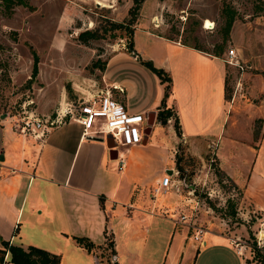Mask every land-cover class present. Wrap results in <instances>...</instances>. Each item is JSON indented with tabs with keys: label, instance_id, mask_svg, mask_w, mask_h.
Masks as SVG:
<instances>
[{
	"label": "crops",
	"instance_id": "crops-1",
	"mask_svg": "<svg viewBox=\"0 0 264 264\" xmlns=\"http://www.w3.org/2000/svg\"><path fill=\"white\" fill-rule=\"evenodd\" d=\"M145 61L172 77L165 104L176 111L181 135L173 116L166 123L159 119L166 83L151 69L157 87L149 95ZM226 75L223 56L161 35L148 22L135 28L134 51L114 53L102 72V87L88 92L109 90L129 112H145L147 121L154 112L152 131L146 122L141 144L123 151L111 135H84L73 120L53 126L38 141L0 120V250L6 249L4 241L33 245L61 255L60 264H245L228 234L209 233L200 246L187 226L161 212L185 209L195 215L193 197L156 192L164 176L181 181L171 155L176 144L187 143L199 157L213 145L220 168L244 197L252 194L264 208L258 201L264 191L258 164L263 150L244 146L240 112L232 113L234 104L226 97ZM120 154L126 160L122 169ZM77 237L95 248L88 250ZM5 254L9 261L10 251Z\"/></svg>",
	"mask_w": 264,
	"mask_h": 264
},
{
	"label": "rangeland",
	"instance_id": "rangeland-1",
	"mask_svg": "<svg viewBox=\"0 0 264 264\" xmlns=\"http://www.w3.org/2000/svg\"><path fill=\"white\" fill-rule=\"evenodd\" d=\"M134 4L135 0H0V120L16 129L15 121L36 115L48 124L69 104L89 99L88 92L102 87L103 64L123 48L129 50L128 26L149 22L161 35L223 56L226 97L234 104L229 105L232 113L240 112L236 122L244 146L263 150L258 164L264 179V0H142L131 25ZM231 15L235 21L228 33ZM124 22L126 28L120 27ZM87 30L103 38L84 41L80 34ZM231 48L240 66L229 63ZM33 51L39 55L37 77L32 75ZM145 70L144 87L154 95L155 74ZM205 149L199 157L187 143L172 148L175 178L181 179L176 187L198 202L193 226H182L190 237L197 228L228 234L233 245L242 248L245 264H264V208L252 194L244 197L243 189L220 168L216 146ZM258 201L264 205V191ZM2 256L4 264L7 256Z\"/></svg>",
	"mask_w": 264,
	"mask_h": 264
},
{
	"label": "built area",
	"instance_id": "built-area-1",
	"mask_svg": "<svg viewBox=\"0 0 264 264\" xmlns=\"http://www.w3.org/2000/svg\"><path fill=\"white\" fill-rule=\"evenodd\" d=\"M213 26L214 24L208 25V27ZM227 55L230 64L240 66L239 61H235L238 55L235 48H231ZM119 90L123 91L122 88H119ZM72 120L82 124L84 135L99 137L111 135L117 144L123 147L142 143L144 136L143 128L147 122V114L145 112H129L125 105L114 97L111 91L106 90L103 95H93L89 99L80 100L77 104H69L56 118L48 121V124L36 115H28L18 122L15 121L14 125L16 127L15 130L20 132L24 137H31L40 141L53 126ZM119 159V168L122 169L126 164L125 156L120 154ZM178 181L181 182L180 180ZM176 185L177 182L173 180L172 176H164L156 192L160 195L166 194L171 190L179 193L180 189ZM161 212L167 214L176 225L193 226L191 222L193 213L192 215L191 213H182L179 209L168 208H162ZM196 232V235L193 237L194 240L199 242L200 246L204 245L207 231L197 228ZM237 247L238 253L243 257L244 252L242 248L238 245ZM7 259L6 257L4 264H8Z\"/></svg>",
	"mask_w": 264,
	"mask_h": 264
},
{
	"label": "trees",
	"instance_id": "trees-1",
	"mask_svg": "<svg viewBox=\"0 0 264 264\" xmlns=\"http://www.w3.org/2000/svg\"><path fill=\"white\" fill-rule=\"evenodd\" d=\"M7 1H12L13 0H7ZM142 3V0H135L134 6L130 9L129 13L131 15V22L130 24H134L136 21V17L138 15V12L140 10V4ZM235 21V16L231 15L230 18L227 20L226 24V31L229 33V31L232 29L233 23ZM126 22L120 23V27H125ZM129 27V33L132 36L131 41L129 43V51H134V33H135V28H130ZM126 28V27H125ZM103 38V36L98 35L95 31L92 30H87L84 31L80 34V38L83 39L84 41H88L91 38ZM185 44H188L187 42H184ZM194 47L199 48L198 46ZM203 50V49H201ZM34 54V68H33V76L37 77L39 74V55L33 51ZM219 56L218 54H215ZM147 67L152 69L161 79L162 83H166L165 86V96L163 98V105L164 108L160 110L159 113V119L162 123H166L169 117H172L174 115L173 110L171 108H168L166 106V98L170 95L171 88H172V77L168 72H166L163 68H158L156 67L152 61H145L144 62ZM106 67V63L103 64L102 66V72L104 71ZM175 127L177 130L178 135L182 134V131L180 129V124H179V119L176 117V122H175ZM77 241L86 247L88 250H93L95 248V244L89 240L86 237H77ZM4 246L6 247L5 250H0L4 253H6L7 250L10 251L11 253V263L13 264H60L61 263V255L52 253L50 251H47L43 248L37 247V246H29L28 248H23L22 246H16V245H11L9 242L4 241L3 242ZM110 245H113V243L110 241ZM257 250V247H255ZM0 264L3 263V256L0 258ZM9 262V264H11Z\"/></svg>",
	"mask_w": 264,
	"mask_h": 264
},
{
	"label": "water",
	"instance_id": "water-1",
	"mask_svg": "<svg viewBox=\"0 0 264 264\" xmlns=\"http://www.w3.org/2000/svg\"><path fill=\"white\" fill-rule=\"evenodd\" d=\"M154 122H155V113L151 112L148 114V121H147V126H148L150 132L152 131V127L154 126ZM113 146H115V145H113ZM114 152L116 153V156H117V151L114 150Z\"/></svg>",
	"mask_w": 264,
	"mask_h": 264
}]
</instances>
